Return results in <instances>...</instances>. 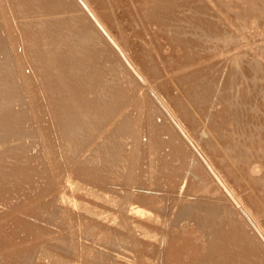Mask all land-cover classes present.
<instances>
[{
  "label": "rangeland",
  "instance_id": "obj_1",
  "mask_svg": "<svg viewBox=\"0 0 264 264\" xmlns=\"http://www.w3.org/2000/svg\"><path fill=\"white\" fill-rule=\"evenodd\" d=\"M2 1L0 264H247L249 257L243 256L244 235L239 233L238 225L232 227L234 222L228 221L231 217L228 211L238 207L237 219L242 214L247 217L252 232L254 226L257 227L255 220L264 218V208L260 207H264V71H261L264 70V0H144L146 9L141 5L143 0H91L90 6L96 5L93 7L100 18L103 13L102 21L106 16V22H103L110 31L113 30L120 45L125 44L122 48L126 56L135 67L139 66L134 69L146 78L140 75L141 82L134 79L106 43L83 49L76 46L71 53L64 40L44 43L45 38L42 43L38 35L44 37L48 29L38 27L35 34L39 40L31 42L26 36L35 27L31 18L36 15L39 19L49 18L57 13L50 9L48 16L47 9L40 8L23 13V16L22 12L17 13L12 8L9 0H4L6 5ZM153 9H163V13H155ZM59 10L61 14H69ZM74 14L82 13L76 10ZM22 18H28L30 23ZM143 18H148L149 22ZM37 21L33 20V23ZM44 48L54 52L45 55L41 51ZM97 56L101 58L98 60ZM142 56L146 59H141ZM200 71L203 73L199 74ZM191 72L194 75L189 76ZM179 74L184 78L178 77ZM187 78H194V82L189 79L192 83L198 82L190 84ZM180 79H183V85L178 81ZM186 85L192 90L189 91ZM191 86L199 92L195 94ZM149 87L155 90L151 91ZM187 91L192 98L187 96ZM98 95L107 101L102 103L103 99ZM226 98L231 107L226 104ZM228 136L234 138L228 140ZM241 147L244 152L240 151ZM247 147H251L250 150ZM223 156H227V160ZM224 166L232 167L233 171L226 168L222 171ZM259 170H263L261 174ZM226 179L229 182L224 181ZM249 186L252 189L247 188ZM231 192H235L234 195ZM136 207L141 212H133ZM238 235L242 239H237ZM237 242L240 248L231 245ZM249 243L253 256L260 260L253 262L264 264L262 247H257L253 241Z\"/></svg>",
  "mask_w": 264,
  "mask_h": 264
},
{
  "label": "bare ground",
  "instance_id": "obj_2",
  "mask_svg": "<svg viewBox=\"0 0 264 264\" xmlns=\"http://www.w3.org/2000/svg\"><path fill=\"white\" fill-rule=\"evenodd\" d=\"M4 1V0H3ZM2 1V2H3ZM7 1V0H6ZM10 1V3L13 5L12 6V8L14 7L15 8V10H16V12L17 13H20V12H22V15H23V13H26V12H31V11H33V10H40V8L41 9H44V8H46L47 9V11L48 10H50V9H54L53 11H55V12H52V13H60V15L58 14V16H56V15H54V17L52 16L53 14H51V11H50V13H49V11L47 12V13H49V14H47V13H45L44 15H50L51 17H46V18H42V19H39L40 18V16L37 18V15H36V18H33L32 16L34 15H32L31 17V19H33V20H35V21H37L36 19H39L36 23H33V20H32V23L31 24H33L35 27L34 28H32V29H30L28 32H29V34H26V36H28L29 37V39H30V41L31 42H35V41H37V40H39L38 38L40 37V38H42V43H43V40H45V38H46V40H45V42L44 43H46V42H49V40H54L55 42L56 41H61V40H64L63 42H64V45L66 46V47H69V52H71L72 53V49L73 48H76V46H80V48L81 49H83V48H89V46H100V45H102L103 43H106V44H108V46L112 49V51L115 53V54H117L118 56H119V58L121 59V61H122V64H123V66H125L128 70H129V73L134 77V79H136V80H138V82H141V80H142V78H141V76L140 75H138L139 73L137 72L138 70H135L136 68L138 69V67H135V64H133L134 62H132L131 60H130V58L128 57V55L126 56V53L124 52L125 50L123 49L124 47L123 46H125V42H123V46H121L120 45V43H119V40L114 36V34L112 33L113 32V30L112 31H110L111 29H108V27L104 24V22H106L105 21V19H107L106 18V16H105V19L102 21V15H103V13H102V15H100L101 16V18L99 17V15H98V13H97V11H96V9L93 7V6H96V5H92V6H90V1L91 0H89L88 2H87V0H9ZM136 1V0H135ZM139 1V0H138ZM142 1V0H141ZM140 1V2H141ZM153 1V0H152ZM165 1V0H164ZM192 1H194V0H192ZM209 1V0H208ZM252 1H255V0H252ZM251 1V2H252ZM1 2V3H2ZM8 2V1H7ZM6 2V3H7ZM91 2H94V0H92ZM99 2V1H98ZM143 2H144V0L142 1V3H141V5H143ZM147 2V1H146ZM149 2H151V1H149ZM149 2H147V3H149ZM156 1H154V3H155ZM162 2V1H161ZM182 2V1H181ZM225 2V1H224ZM229 1H227L226 3H228ZM235 2V1H234ZM250 2V3H251ZM4 4H5V1L3 2ZM97 3V2H96ZM102 3V2H101ZM193 3V2H192ZM226 3H224V6H225V4ZM254 3V2H253ZM252 3V4H253ZM92 4V3H91ZM94 4V3H93ZM100 4V3H99ZM99 4H97V5H99ZM136 4V3H135ZM153 4V3H152ZM157 4H159V3H157ZM162 4V3H161ZM160 4V5H161ZM176 4V3H175ZM184 4V3H183ZM182 4V5H183ZM191 4V3H190ZM197 4V3H196ZM2 5V4H1ZM6 5V4H5ZM132 5V4H131ZM136 5H138V4H136ZM146 5V4H145ZM145 5H143L144 7H145ZM187 5H189V4H187ZM206 5V4H205ZM234 5V4H233ZM7 6H9V5H7ZM140 6V5H139ZM149 6V5H148ZM157 6V5H156ZM168 6V5H167ZM172 6V5H171ZM190 6V5H189ZM227 6V8H228V5H226ZM5 7V6H4ZM95 9H93V8ZM143 7V8H144ZM159 7V6H158ZM169 7V6H168ZM176 7H177V5H176ZM176 7H174V8H176ZM192 7V6H191ZM206 7V6H205ZM209 7H210V5H209ZM241 7V6H240ZM263 7V6H262ZM0 8H1V6H0ZM3 8V7H2ZM147 8V6L145 7V9ZM198 8V7H197ZM204 8V7H203ZM202 7H201V9H203ZM208 8V7H207ZM242 8V7H241ZM6 9V8H5ZM9 9H11V8H9ZM8 9V10H9ZM59 9H61V10H63V11H66V12H68L69 14H66V15H64V13L62 12V14H61V11L59 10ZM132 9H133V7H132ZM139 9V8H138ZM141 9V8H140ZM152 9V8H151ZM155 9H157V8H155ZM169 9H171V8H169ZM186 9V8H185ZM192 9V8H191ZM195 9H196V7H195ZM240 9V8H239ZM264 8H262V10H263ZM12 10V9H11ZM10 10V11H11ZM14 10V9H13ZM14 10V11H15ZM60 11V12H58V11ZM80 11L82 14H74V11ZM106 10V9H105ZM160 10V9H159ZM164 10H166V8L164 9ZM173 10V9H172ZM241 10V9H240ZM14 11H12L13 12V14L15 13ZM57 11V12H56ZM96 11V12H95ZM98 11H101V10H98ZM139 11V10H138ZM141 11H142V9H141ZM149 11H150V9H149ZM153 11H154V9H153ZM152 11V12H153ZM158 11V10H157ZM157 11H154L155 13L157 12ZM161 11V10H160ZM160 11H158L157 13L158 14H161V13H163L162 11H163V9H162V11L160 12ZM177 11H179V9L177 10ZM176 11V12H177ZM184 11V10H183ZM193 11H196V10H193ZM205 11V10H204ZM212 11V10H211ZM211 11H210V13H211ZM232 11H233V9H232ZM246 11V10H245ZM35 12V11H34ZM45 12V11H44ZM106 12V11H105ZM151 12V11H150ZM153 12V13H154ZM165 12V11H164ZM167 12V11H166ZM175 12V11H174ZM197 12V11H196ZM200 12H201V10H200ZM207 12H209V10L207 11ZM235 12H236V10H235ZM243 12H244V10H243ZM4 13V12H3ZM36 13V12H35ZM38 13H39V11H38ZM42 13H43V11H42ZM138 13V12H137ZM143 13V12H142ZM145 13V12H144ZM149 12H147L146 13V16H148L147 14H148ZM153 13H151V17H153ZM170 13H173V12H170ZM186 13H187V11H186ZM189 13H192V12H189ZM195 13V12H194ZM202 13V12H201ZM213 13H215V11L213 12ZM234 13V12H233ZM5 14V13H4ZM40 14H41V12H40ZM101 14V13H100ZM168 14V13H167ZM176 14V13H175ZM175 14H174V16H175ZM196 14V13H195ZM194 14V15H195ZM228 13L226 12V15H227ZM262 14H264V13H262ZM19 15V14H18ZM26 15V14H25ZM39 15V14H38ZM42 15V14H41ZM46 15V16H47ZM144 15V14H143ZM156 15V14H155ZM163 15V14H162ZM164 15H165V13H164ZM169 15V14H168ZM179 15V14H178ZM177 15V16H178ZM180 15H182V14H180ZM187 15V14H186ZM194 15H193V17H194ZM206 15V14H205ZM225 15V16H226ZM240 15V14H239ZM243 15V14H242ZM11 16V15H10ZM15 16V15H14ZM16 16H17V14H16ZM21 16V15H20ZM19 16V17H20ZM24 16V15H23ZM22 16V17H23ZM76 16H79V19L78 18H76ZM104 16V15H103ZM109 16V15H108ZM141 16H142V14H141ZM171 18H172V15H169ZM168 16V17H169ZM192 16V15H191ZM197 16H198V14H197ZM236 16V15H235ZM6 17V16H5ZM30 17V16H29ZM136 17V16H135ZM138 17V16H137ZM167 17V16H166ZM166 17H164L162 20H164ZM184 17V16H183ZM187 17V16H186ZM192 17V18H193ZM215 17V16H214ZM213 17V18H214ZM217 17V16H216ZM237 17H238V15H237ZM247 17V16H246ZM261 17V16H260ZM7 18V17H6ZM9 18H11V17H9ZM25 18H26V16H25ZM157 17H155L154 19H156ZM160 18V17H159ZM170 18V19H171ZM177 19H178V17H176ZM181 18V17H180ZM203 18V17H202ZM205 18V17H204ZM208 17H206V19H207ZM212 18V17H211ZM239 18V17H238ZM241 18V17H240ZM245 18V17H244ZM0 19H1V17H0ZM17 19V18H16ZM19 19V18H18ZM148 18H143V20H147ZM150 19V18H149ZM154 19H152V20H154ZM191 19V18H190ZM189 19V20H190ZM210 19V18H209ZM208 19V20H209ZM223 19V18H222ZM237 19V18H236ZM242 19V18H241ZM240 19V20H241ZM21 20H27V21H24V22H29L28 21V18L27 19H21ZM21 20H20V22H21ZM151 20V21H152ZM156 20H158V19H156ZM155 20V21H156ZM159 20H161V18L159 19ZM188 20V19H187ZM187 20H185V21H187ZM196 20H198V19H196ZM14 21H15V18H14ZM31 21V20H30ZM150 21V22H151ZM179 21H181V20H179ZM184 21V22H185ZM191 21V20H190ZM189 21V22H190ZM193 21V20H192ZM202 21V20H201ZM221 21V20H220ZM0 22H1V20H0ZM24 22H22V23H24ZM107 22H108V20H107ZM146 22H149L148 20L146 21ZM146 22H144L145 24H146ZM157 22V21H156ZM155 22V23H156ZM168 22V21H167ZM170 22V21H169ZM175 22V21H174ZM216 22V21H215ZM219 22V21H218ZM30 23V22H29ZM28 23V24H29ZM173 23V22H172ZM182 23V22H181ZM186 23V22H185ZM191 23V22H190ZM193 23V22H192ZM204 23H206L205 21H204ZM232 23V22H231ZM238 23V22H237ZM240 23V22H239ZM18 24V23H17ZM168 24V23H167ZM177 24H179V22L177 23ZM187 24H188V21H187ZM186 24V25H187ZM222 23H220V25H221ZM245 24V23H244ZM6 25V24H5ZM10 25H11V23H10ZM25 25V24H24ZM110 26H111V24H109ZM134 25V24H133ZM160 25V24H159ZM171 25V24H170ZM169 25V26H170ZM185 25V24H184ZM185 25V26H186ZM195 25V24H194ZM207 25H208V23H207ZM219 25V26H220ZM225 25V24H224ZM3 26V25H2ZM2 26H0V28L2 27ZM12 26V25H11ZM15 26V25H14ZM21 26V25H20ZM29 26V25H28ZM136 26V25H135ZM151 26V25H150ZM173 26V25H172ZM171 26V28H174V27H172ZM192 26V25H191ZM216 26V25H215ZM246 26V25H245ZM245 26H243V27H245ZM249 26V25H248ZM7 27V26H6ZM6 27H4V28H6ZM27 27V26H26ZM30 28H31V26H29ZM33 27V26H32ZM36 27H38L39 29H41V28H47L48 29V33L44 36V37H42L41 35H38V38H37V36H36V34H35V28ZM112 27V26H111ZM148 27V26H147ZM199 27V26H198ZM209 27V26H208ZM227 27V26H226ZM8 28V27H7ZM6 28V29H7ZM28 28V27H27ZM146 28V27H145ZM153 28V27H152ZM168 28V27H167ZM170 28V29H171ZM178 28H180V26L178 27ZM186 28V27H185ZM192 28V27H191ZM190 28V29H191ZM242 28V27H241ZM250 28V27H249ZM248 28V29H249ZM194 29H195V26H194ZM198 29H200V28H198ZM202 29V28H201ZM208 29V28H207ZM214 29V28H213ZM216 29V28H215ZM214 29V30H215ZM220 29V28H219ZM225 29V28H224ZM229 29V28H228ZM237 29V28H236ZM246 29V28H245ZM245 29H244V31H245ZM5 30V29H4ZM3 30V31H4ZM27 30V29H26ZM147 30V29H146ZM179 30V29H178ZM187 30H188V27H187ZM217 30V29H216ZM233 30H235V29H233ZM239 30V29H238ZM153 31V30H152ZM175 31V30H174ZM190 31H192V30H190ZM201 31V30H200ZM199 31V32H200ZM212 31V30H211ZM219 31V30H218ZM231 31V30H230ZM229 31V32H230ZM246 31H247V29H246ZM27 32V31H26ZM27 32V33H28ZM166 32H168V31H166ZM165 32V33H166ZM181 32V31H180ZM193 32V31H192ZM208 32H209V30H208ZM224 32V31H223ZM5 33V32H4ZM152 33V32H151ZM155 33V32H154ZM157 33V32H156ZM172 33V32H171ZM177 33V32H176ZM182 33V32H181ZM202 33V32H201ZM216 33V32H215ZM225 33V32H224ZM227 33V32H226ZM233 33V32H232ZM240 33V32H239ZM246 33V32H245ZM252 33V32H251ZM175 34V33H174ZM206 33L204 32V34H203V36L205 35ZM209 34V33H208ZM214 34V33H213ZM166 35V34H165ZM178 35L180 36V34L178 33ZM210 35H211V33H210ZM220 35V34H219ZM223 35V34H222ZM221 35V36H222ZM227 35V34H226ZM246 35V34H245ZM2 36H3V34H2V31L0 32V39L2 38ZM154 36V35H153ZM156 36V35H155ZM169 36H170V33H169ZM188 36V35H187ZM191 36V35H190ZM195 36H196V34H195ZM197 36H200V35H197ZM203 36H201L200 37V40H202L201 38L203 37ZM209 36V35H208ZM207 36V37H208ZM233 36V35H232ZM248 36V35H247ZM250 36H252V35H250ZM211 37V36H210ZM214 37V36H213ZM217 37V36H216ZM219 37V36H218ZM153 38V37H152ZM176 38V37H175ZM185 38V37H184ZM190 38V37H189ZM205 38V37H204ZM221 38V37H220ZM233 38V37H232ZM236 38V37H235ZM144 39V38H143ZM156 40H158L157 38H155ZM180 39V38H179ZM182 39V38H181ZM192 39V38H191ZM194 39V38H193ZM192 39V40H193ZM206 39V38H205ZM215 39H217V38H215ZM260 40H261V38H259ZM199 40V39H198ZM207 40V39H206ZM209 40V39H208ZM213 40V39H212ZM147 41V40H146ZM179 41V40H178ZM183 43H184V41L183 40H181ZM188 41V40H187ZM228 41V40H227ZM229 41H230V39H229ZM253 41V40H252ZM143 42V41H142ZM175 42H176V40H175ZM181 42V43H182ZM209 42V41H208ZM249 42V41H248ZM257 42V41H256ZM145 43V42H144ZM185 43H187V42H185ZM188 43H190V40H189V42ZM198 43V42H197ZM211 43H213V42H211ZM210 43V44H211ZM41 44V43H40ZM40 44H39V46H40ZM178 44V43H177ZM191 44V43H190ZM202 44V43H201ZM200 44V45H201ZM205 44V43H204ZM254 44V43H253ZM258 44V43H257ZM184 45V44H183ZM195 45V44H194ZM199 45V43L196 45V46H198ZM209 45V44H208ZM144 46V45H143ZM146 46V45H145ZM144 46V47H145ZM178 46H179V44H178ZM214 46V45H213ZM253 46V45H252ZM251 46V48H253ZM123 47V48H122ZM126 47V46H125ZM158 47V46H157ZM202 47V46H201ZM258 47H259V45H258ZM261 47V46H260ZM264 47V46H263ZM131 48V47H130ZM189 48V47H188ZM192 48H194V47H192ZM255 48H257V47H254V49ZM78 49V48H77ZM77 49H74L75 50V52H76V50ZM81 49H79V51H81ZM145 49V48H144ZM186 49V48H185ZM184 49V50H185ZM190 49V48H189ZM196 49V48H195ZM246 49V48H245ZM264 49V48H263ZM202 50V49H201ZM204 50V49H203ZM210 50V49H209ZM258 50V49H257ZM260 50V49H259ZM258 50V51H259ZM39 51V50H38ZM41 51L45 54V55H51L54 51L52 50V49H46V48H44V49H41ZM131 52H132V50H130ZM143 51V50H142ZM189 51H191V50H189ZM251 51H252V49H251ZM40 52V51H39ZM39 52H38V54H39ZM41 52V53H42ZM149 52V51H148ZM147 52V53H148ZM195 52V51H194ZM247 52V51H246ZM245 52V53H246ZM42 53V54H43ZM77 53H79L78 51H77ZM145 52H143V54H144ZM260 53V52H259ZM146 54V53H145ZM237 54V53H236ZM250 54V53H249ZM253 54V53H252ZM264 54V53H263ZM75 55V54H74ZM133 55V54H132ZM197 55V54H196ZM244 55V54H243ZM42 56H44V55H41V57ZM238 56V55H237ZM143 57V56H142ZM145 57H148V55L147 56H145ZM145 57H143V58H141V59H144ZM152 57V56H151ZM150 57V58H151ZM195 57V56H194ZM198 57V56H197ZM245 57V56H244ZM101 58V56H97V59L99 60ZM250 58V57H249ZM249 58H248V60H249ZM255 58V57H254ZM146 59V58H145ZM152 59V58H151ZM192 59V58H191ZM236 59H237V57H236ZM239 59V58H238ZM246 59H247V56H246ZM251 59V58H250ZM255 60V59H254ZM143 61V60H142ZM145 61V60H144ZM148 61V60H147ZM147 61H146V63H147ZM197 61V60H196ZM199 62V61H198ZM234 62V61H233ZM237 62H239V60H237ZM243 62V61H242ZM248 62V61H247ZM131 63V64H130ZM144 63V62H143ZM145 63V64H146ZM148 63H149V61H148ZM253 63H255L256 64V61L254 62L253 61ZM137 64V63H136ZM150 64V63H149ZM190 64V63H189ZM192 64V63H191ZM238 64V63H237ZM241 64V63H240ZM252 64V63H251ZM251 64H249L250 65V67L252 66ZM254 64V65H255ZM260 64V63H259ZM258 64V65H259ZM99 65V62L96 64V66H98ZM133 65V66H132ZM138 65V64H137ZM136 65V66H137ZM156 65V64H155ZM184 65V64H183ZM182 65V66H183ZM239 65V64H238ZM261 65V64H260ZM147 67H148V65H146ZM157 66V65H156ZM155 66V67H156ZM175 66V65H174ZM211 66H212V64H211ZM242 66V65H241ZM244 66H246V65H244ZM150 67V66H149ZM177 67V66H176ZM181 67V66H180ZM186 67V66H185ZM199 67V66H198ZM202 67V66H201ZM200 67V68H201ZM204 67V66H203ZM207 67V66H206ZM234 67V66H233ZM254 67V66H253ZM256 67V66H255ZM135 68V69H134ZM182 68V67H181ZM183 68H184V66H183ZM182 68V69H183ZM192 68V67H191ZM197 68V67H196ZM235 68V67H234ZM236 68H238L237 66H236ZM249 68V67H248ZM252 68V67H251ZM177 69V68H176ZM178 69H179V67H178ZM177 69V70H178ZM206 69V68H205ZM214 68H212V70H213ZM219 69V68H218ZM257 69H259V67L257 68ZM261 69V68H260ZM149 70H152L151 68L149 69ZM154 70H155V68H154ZM159 70V69H158ZM191 70V69H190ZM189 70V71H190ZM192 70H194V69H192ZM207 70H208V68H207ZM216 70H217V67H216ZM236 70V69H235ZM243 70V69H242ZM246 70V69H245ZM251 70V69H250ZM153 71V70H152ZM151 71V72H152ZM182 71V70H181ZM197 71H199V70H197ZM210 71V70H209ZM233 71H234V69H233ZM258 71V70H257ZM261 71H262V73H263V71L264 70H262L261 69ZM155 72V71H154ZM160 72V71H159ZM180 72V71H179ZM194 72H195V70H194ZM202 71H200L199 72V74L201 73ZM208 72V71H207ZM239 72H241V71H239ZM259 72V71H258ZM149 73V72H148ZM173 73V72H172ZM192 73L193 72H191V74L189 75V76H191L192 75ZM198 73V72H197ZM203 73V72H202ZM209 73V72H208ZM235 73V72H234ZM249 73V72H248ZM247 73V74H248ZM152 74V73H151ZM177 74V73H176ZM236 74H238V71H237V73ZM241 74H242V72H241ZM155 75V74H154ZM154 75H151V77L152 76H154ZM173 75H175V74H173ZM187 74H184V76H186ZM193 75H194V73H193ZM243 75H244V73H243ZM261 75V74H260ZM176 76V75H175ZM181 76H183V74L181 75ZM180 76V74L178 75V77H181ZM195 76H196V74H195ZM195 76H194V78H195ZM203 76H204V74H203ZM218 76V75H217ZM232 76V75H231ZM238 76V75H237ZM143 77V76H142ZM193 77V76H192ZM201 77V76H200ZM200 77H198L199 79H200ZM218 77H220V76H218ZM229 77V76H228ZM235 77V76H234ZM144 78V77H143ZM181 78H184V77H181ZM186 78V77H185ZM190 79V81L192 80H195V79ZM203 78H206V77H203ZM209 78V77H208ZM211 78V77H210ZM213 78V77H212ZM211 78V79H212ZM232 78V77H231ZM243 78V77H242ZM263 78V77H262ZM144 79H146V78H144ZM188 79V78H187ZM189 79H188V81H189ZM197 79V78H196ZM235 79V78H234ZM183 79H180V80H178V81H181L182 82V85H183V81H182ZM240 80V79H239ZM242 80V79H241ZM150 81V80H149ZM173 81V83H174V80H172ZM188 81H186V83H187V85H188ZM189 81V82H190ZM201 81V80H200ZM210 81V80H209ZM214 81V80H213ZM230 81V80H229ZM235 81V80H234ZM145 82V81H144ZM147 82V81H146ZM194 82V81H193ZM197 82H198V80H197ZM197 82H195L196 84H197ZM211 82V81H210ZM238 82V81H237ZM150 83V85H152L151 83H152V81H150L149 82ZM195 83H192V82H190V84H195ZM239 83V82H238ZM146 85H148L147 83H145ZM175 84H176V82H175ZM177 84H180V83H177ZM190 84L188 85V86H190ZM145 85V88L147 87ZM149 85V86H150ZM182 85H180L182 88H185V87H183ZM184 85H185V80H184ZM186 85V86H187ZM198 85H199V83H198ZM252 85V84H251ZM186 87V88H188V90H189V87ZM194 86V85H193ZM195 86H197V85H195ZM205 86V85H204ZM214 86V85H213ZM239 86V85H238ZM262 86V85H261ZM153 87V86H152ZM192 87V86H191ZM264 87V86H263ZM141 88H142V86H141ZM148 88V87H147ZM178 88V87H177ZM193 89H194V87H192ZM196 88V87H195ZM211 88H214V87H211ZM240 88V87H239ZM149 89H151L150 87H149ZM181 89V88H180ZM210 89V88H209ZM216 89V88H215ZM254 89V88H253ZM154 90H155V88H154ZM153 89H151V91H154ZM179 90V89H178ZM185 90H187V89H185ZM184 90V91H185ZM192 90V89H191ZM191 90H189V91H191ZM195 90V89H194ZM241 90H242V88H241ZM140 91V90H139ZM145 91H147V93H149V90L147 89H145ZM189 91H187L188 92V94H187V96L189 95V94H191V93H189ZM196 92H195V94L197 93V92H199L197 89L195 90ZM205 91V90H204ZM203 91V92H204ZM211 91V90H210ZM215 91V90H214ZM213 91V92H214ZM217 91H218V88H217ZM255 91V90H254ZM259 91V90H258ZM183 92V91H182ZM193 92V91H192ZM216 92V91H215ZM252 92H253V90H252ZM116 93H118V90L116 91ZM152 93H154V92H152ZM201 93H202V91H201ZM241 93V92H240ZM256 93V92H255ZM264 93V92H263ZM150 94V93H149ZM194 95V94H193ZM206 95V94H205ZM212 96H213V94H211ZM260 95V94H259ZM226 96V95H225ZM228 96V95H227ZM257 96V95H256ZM98 97L100 98V99H103V97L102 96H99L98 95ZM153 97V96H152ZM188 97H190V96H188ZM193 97V96H192ZM192 97H190V98H192ZM203 97V96H202ZM201 97V98H202ZM216 97V95L214 96V98ZM230 97V99L229 100H231V96H229ZM229 97H227V98H229ZM234 97V96H233ZM253 97V96H252ZM154 98V97H153ZM157 98V97H156ZM198 98V97H197ZM226 98V99H227ZM255 98V97H254ZM254 98H253V100H254ZM194 99H195V97H194ZM213 99V98H212ZM234 99V98H233ZM247 99V98H246ZM249 99L250 98H248V101H247V103L249 102ZM203 100V99H202ZM228 99L226 100V104L228 103V101H229ZM237 100V99H236ZM251 100V99H250ZM107 101V99H103L102 100V103L104 102H106ZM156 101V100H155ZM197 101V100H196ZM208 101V100H207ZM233 101V100H232ZM231 101V102H232ZM235 101V100H234ZM233 101V102H234ZM257 101V100H256ZM230 102V101H229ZM109 103V102H108ZM199 103H200V101H199ZM207 103V102H206ZM213 103V102H212ZM252 103H253V101H252ZM251 103V105H253ZM259 103V102H258ZM262 103V102H261ZM110 104V103H109ZM193 104H195V103H193ZM197 104V103H196ZM204 104V103H203ZM249 104H250V102H249ZM205 105H207V104H205ZM228 106H230L231 107V103H230V105L229 104H227ZM232 105H235V104H232ZM237 106L236 107H239V105L238 104H236ZM255 105V104H254ZM253 105V106H254ZM104 106V105H103ZM102 106V107H103ZM117 106V105H116ZM164 106V105H163ZM262 106V105H261ZM263 106H264V104H263ZM101 107V108H102ZM110 107H111V105H110ZM161 107V106H160ZM199 107V106H198ZM203 107H204V105H203ZM235 107V106H234ZM255 107V106H254ZM259 107V106H258ZM106 108V107H105ZM112 108V107H111ZM118 108V107H117ZM200 108H202V107H200ZM250 108V107H249ZM232 109V108H231ZM238 109V108H237ZM258 109V108H257ZM259 109H260V107H259ZM108 110H110V109H108ZM112 110V109H111ZM198 110V109H197ZM206 110V109H205ZM205 110L203 111L204 112V115H206L205 114ZM250 110H251V108H250ZM264 110V109H263ZM248 111V110H247ZM258 111V110H257ZM256 111V112H257ZM260 111V110H259ZM262 111V110H261ZM201 112V111H200ZM235 112V111H234ZM238 112V111H237ZM236 112V113H237ZM240 112H242V111H240ZM210 113V112H209ZM251 113V112H250ZM262 113V112H261ZM212 114V113H211ZM242 114V113H241ZM118 115V114H117ZM233 115V114H232ZM240 115V114H239ZM245 115H247V114H245ZM244 115V116H245ZM249 115V114H248ZM234 117L235 116H237V115H233ZM241 116V115H240ZM243 116V117H244ZM256 116V115H255ZM264 116V115H263ZM111 118L113 117V116H110ZM203 117V116H202ZM252 117V116H251ZM237 118V117H236ZM244 119V118H243ZM246 119V118H245ZM234 120H235V118H234ZM256 120H258V119H256ZM214 121V120H213ZM250 121V120H249ZM259 121V120H258ZM202 122H203V120H202ZM221 122V121H220ZM204 123V122H203ZM248 123V122H247ZM257 123V122H256ZM112 124V123H111ZM217 124V123H216ZM261 124V123H260ZM116 125V124H115ZM214 125V124H213ZM242 125V124H241ZM248 125V124H247ZM246 125V126H247ZM259 125V124H258ZM262 125V124H261ZM237 126V125H236ZM240 126V124L238 125V127ZM243 126V125H242ZM241 126V127H242ZM260 126V125H259ZM258 126V127H259ZM264 126V125H263ZM116 127V126H115ZM208 127V126H207ZM212 127H214V126H212ZM217 127V126H216ZM224 127V126H223ZM222 127V128H223ZM261 127V126H260ZM109 128V127H108ZM209 128V127H208ZM215 128V127H214ZM243 128V127H242ZM247 128V127H246ZM250 128V127H249ZM249 128H247V129H249ZM256 128V127H255ZM206 129V128H205ZM260 129V128H259ZM106 130V129H105ZM204 130V129H203ZM217 130H218V128H217ZM238 130V129H237ZM241 130V129H240ZM239 130V131H240ZM263 130V129H262ZM108 131H112V130H108ZM200 131V130H199ZM215 131V130H214ZM256 131V130H255ZM103 132V131H102ZM203 132V131H202ZM221 132V131H220ZM231 132H232V130H231ZM234 132V131H233ZM241 132V131H240ZM244 132V131H243ZM243 132H241V133H243ZM252 132H254V131H252ZM102 134V133H101ZM232 134V133H231ZM234 134V133H233ZM236 134H237V132H236ZM240 134V133H239ZM244 134H245V132H244ZM255 134V133H254ZM259 134V133H258ZM263 134H264V132H263ZM242 135V134H241ZM209 136V135H208ZM230 136V135H229ZM228 136V140H229V138H234V136H231V137H229ZM243 136V135H242ZM254 136V135H253ZM240 137V136H239ZM199 138V137H198ZM237 138V137H236ZM248 138H250L251 139V137H248ZM258 138V137H257ZM199 140V139H198ZM241 140V139H240ZM240 140L238 141V142H240ZM254 140V139H253ZM252 140V141H253ZM264 140V139H263ZM235 141V140H234ZM233 141V142H234ZM192 142H194V141H192ZM204 142H205V140H204ZM233 142H230V143H232L233 144ZM244 142V141H243ZM261 142H262V140H261ZM260 142V143H261ZM203 143V142H202ZM202 143H200L201 145H202ZM209 143H212V142H209ZM224 143H227L226 141L224 142ZM246 143V142H245ZM219 144H220V142H219ZM235 144H237L236 142H235ZM241 144V143H240ZM258 144V143H257ZM99 145V144H98ZM195 145H196V143H195ZM210 144H208L207 146H209ZM227 145V144H226ZM229 145V144H228ZM244 146V144H241L240 146ZM250 145H251V143H250ZM190 146V145H189ZM204 146H206L205 145V143H204ZM213 146V145H212ZM217 146H218V144H217ZM238 146V148H239V145H237ZM246 146V145H245ZM264 146V145H263ZM197 147H198V145H197ZM221 147V146H220ZM224 147H226V146H224ZM233 147V146H232ZM236 147V146H235ZM258 147V146H257ZM195 148V147H194ZM202 148V147H201ZM205 148V147H204ZM209 148H212L213 149V147H209ZM216 148V147H215ZM230 148H231V144H230ZM248 148V147H247ZM250 148L251 147H249L248 149L250 150ZM259 148V147H258ZM197 149V148H196ZM208 149V148H207ZM218 149V148H217ZM220 149V148H219ZM225 149H227V147L225 148ZM236 149V148H235ZM241 149H242V147L240 148V151H241ZM248 149H246L247 151H248ZM259 149H261V147L259 148ZM198 150V149H197ZM204 150V149H203ZM230 150H232L233 151V148L232 149H230ZM243 150V149H242ZM253 150H254V148H253ZM199 151V150H198ZM209 151H211V150H209ZM215 152H216V150H214ZM223 151V150H222ZM225 151H227V150H225ZM236 151V150H235ZM237 151H238V149H237ZM240 151H238L239 152V154L241 153ZM258 151H260V150H258ZM257 151V152H258ZM205 152H206V150H205ZM212 152V151H211ZM243 152H244V150H243ZM251 152V151H250ZM261 152V151H260ZM262 152H264V150L262 151ZM213 153V152H212ZM225 153V152H224ZM224 153H222L223 155H224ZM232 153V152H231ZM237 153V152H236ZM235 153V154H236ZM217 154H218V152H217ZM216 154V155H217ZM226 154V153H225ZM238 154V155H239ZM248 154V153H247ZM252 154H254V153H252ZM256 154V153H255ZM212 155V154H211ZM213 155H215V153L213 154ZM219 155H220V152H219ZM229 155V154H228ZM261 155H263V154H261ZM236 156H237V154H236ZM241 156V155H240ZM251 156V155H250ZM205 158H207V156H204ZM215 157V156H214ZM218 157V156H217ZM224 157H226V160H227V156H223L222 158H224ZM234 157V156H233ZM246 157V156H245ZM252 157H254V156H252ZM263 157H264V155H263ZM222 158H220V159H222ZM247 158H250L249 156L247 157ZM247 158L245 159V160H247ZM209 159H210V162H212L211 161V158L209 157ZM209 159H207L206 161H209ZM218 159V158H217ZM229 159V158H228ZM242 159H244V157L242 158ZM262 159V158H261ZM202 160V159H201ZM232 160V159H231ZM235 159H233L232 161H234ZM236 160H237V158H236ZM238 160H239V158H238ZM237 160V161H238ZM259 160V159H258ZM257 160V161H258ZM264 160V159H263ZM262 160V161H263ZM222 161V160H221ZM202 162H203V160H202ZM223 162H224V159H223ZM239 162V161H238ZM245 162V161H244ZM252 162H253V160H252ZM204 163V162H203ZM230 163V162H229ZM234 163V162H233ZM247 163V162H246ZM260 163H261V161H260ZM213 164V163H212ZM212 164H210V165H212ZM216 165H217V163H215ZM219 164V163H218ZM237 164V163H236ZM241 164H243V163H241ZM263 164V163H262ZM204 165V167H205V164H203ZM221 165H223V164H221ZM226 165H227V163H226ZM225 165V166H226ZM255 165H257V164H255ZM254 165V166H255ZM214 166V165H213ZM212 166V167H213ZM223 167V169H222V171L223 170H228V169H230L231 171H233L232 170V167L230 168V166L227 168V167ZM247 166V165H246ZM264 166V165H263ZM211 167V168H212ZM217 167V166H216ZM219 167V166H218ZM237 167V166H236ZM206 168V167H205ZM209 168V167H208ZM207 168V169H208ZM220 168H222V167H220ZM226 168V169H225ZM239 168V167H238ZM243 168V167H242ZM245 168V167H244ZM247 169V168H246ZM213 170V169H212ZM214 170H215V168H214ZM217 171H220V169H216ZM236 171V170H235ZM238 171V170H237ZM249 171V170H248ZM263 171V170H262ZM262 171H260L259 170V173L261 174L262 173ZM243 172V171H242ZM242 172H241V174H242ZM247 172V171H246ZM213 173V172H212ZM220 173H221V171H220ZM227 173V172H226ZM233 173V172H232ZM238 173V172H237ZM244 173V172H243ZM249 173V172H248ZM247 173V174H248ZM210 174V173H209ZM215 174H216V172H215ZM222 174V173H221ZM235 175H236V172L234 173ZM187 175V174H186ZM220 174L218 173V176H219ZM223 175V174H222ZM225 175V174H224ZM223 175V176H224ZM227 175H228V173H227ZM229 175L231 176V174L229 173ZM233 175V174H232ZM210 176H211V174H210ZM229 176V177H230ZM234 176V175H233ZM241 176V175H240ZM260 176V175H259ZM185 177V176H184ZM212 177V176H211ZM215 176H213V179H214V181L216 180L215 178H214ZM235 177V176H234ZM239 177V176H238ZM237 177V178H238ZM242 178L244 177V176H241ZM248 177H249V175H248ZM250 177H251V174H250ZM227 178H228V176H227ZM240 178V177H239ZM258 178V177H257ZM257 178H255V182L257 181ZM220 179H221V177H220ZM229 179V178H228ZM235 179H236V177H235ZM246 179H247V177H246ZM254 179V178H253ZM251 180V182L253 181L254 182V180ZM260 179V178H259ZM258 179V180H259ZM263 178H261V180H262ZM232 180V179H231ZM242 180V179H241ZM240 180V181H241ZM249 180H250V178H249ZM222 181V183H223V180H221ZM224 181H228L227 179L226 180H224ZM233 181H234V179H233ZM232 181V182H233ZM236 181V180H235ZM239 181V180H238ZM237 181V182H238ZM215 182H217V181H215ZM229 182V181H228ZM243 182V181H242ZM248 182V181H247ZM261 183H262V181H260ZM236 183V182H235ZM239 183V182H238ZM238 183H236V185L238 184ZM244 183V182H243ZM258 183V182H257ZM227 183H225V185H226ZM229 185H231L230 183H228ZM245 184H246V182H245ZM251 184V183H250ZM234 185V184H233ZM241 185H243V184H241ZM180 186V185H179ZM235 186V185H234ZM238 186H240V185H238ZM258 186V185H257ZM226 187L227 188H229L227 185H226ZM241 187V186H240ZM244 187V186H243ZM253 187H254V185H253ZM246 187H244V189H245ZM247 188H250V186L249 187H247ZM256 188V187H255ZM241 188H239V190H240ZM244 189H242V190H244ZM250 189H252V188H250ZM249 189V190H250ZM229 190H231V189H229ZM238 190V191H239ZM255 190V189H254ZM260 190V189H259ZM224 191V190H223ZM232 191V190H231ZM233 191H236V190H233ZM237 192V191H236ZM251 192H252V190H251ZM260 192H261V190H260ZM235 193V192H234ZM234 193H232L231 192V194H233L234 195ZM241 193V192H240ZM240 193H238V196H239V194ZM245 193V192H244ZM258 193V192H257ZM224 194H225V191H224ZM250 194V193H249ZM259 194V193H258ZM237 195V194H236ZM224 196H226V195H224ZM253 196V195H252ZM260 196V195H259ZM258 196V197H259ZM228 197V196H227ZM240 197H241V195H240ZM248 197V196H247ZM262 197V196H261ZM173 198V197H172ZM242 198V197H241ZM263 198H264V196H263ZM225 199H227V198H225ZM250 199H252V198H250ZM253 199H255V198H253ZM262 199V198H261ZM172 200V199H171ZM230 200V199H229ZM236 200H238L237 198H236ZM235 200V201H236ZM245 200V199H244ZM256 200V199H255ZM238 201H240V200H238ZM238 201H237V203H238ZM242 201V200H241ZM172 202V201H171ZM227 202H228V200H227ZM230 202H231V200H230ZM245 202H248V201H245ZM250 202H251V200H250ZM254 202V201H253ZM263 202V201H262ZM233 203V202H232ZM231 203V204H232ZM236 203V202H235ZM258 203H261V201L260 202H258ZM230 204V203H229ZM240 205H241V203H239ZM255 204H256V202H255ZM263 204H264V202H263ZM185 205V204H184ZM252 205V204H251ZM260 205V204H259ZM262 205V204H261ZM183 206V205H182ZM186 206V205H185ZM202 206V205H201ZM228 206H230V205H228ZM232 206V205H231ZM242 206V205H241ZM240 206V207H241ZM250 206V205H249ZM244 207H245V205H244ZM253 207V206H252ZM254 207H258V206H255L254 205ZM261 208H264L263 206H260ZM183 208V207H182ZM230 208V207H229ZM228 208V209H229ZM235 208V207H234ZM241 208H243V207H241ZM247 208V207H246ZM245 208V209H246ZM177 209V208H176ZM179 209V208H178ZM187 209V208H186ZM231 210L230 211H228V213L230 214V216L231 217H229V215L227 216V217H229V219L228 218H226V219H228V221H233L234 222V225H232V227H236V225H238V226H240V227H236L237 229L238 228H240V229H238V230H241V231H239V233L240 232H242V234L244 235V237H243V240H244V242H243V240H242V242L245 244H243L242 242H240V243H242V246L244 245L245 246V251H244V255L243 256H245V255H247L248 257H249V261L247 262V264H255L254 262H253V260H255V261H260V260H258V259H256L254 256H253V252H252V248H251V246H250V243H249V241H253L256 245H257V247H262V256L264 255V222H263V219L262 220H260L259 218H257V220H255L256 221V224H257V227H255L253 224H252V226H254V230H253V232L252 231H250L251 229L250 228H252L251 227V225H250V222H249V220H248V218L247 217H245V216H243V214L241 215V217H239L240 219H237V216H239V215H237V214H239V213H237V209H238V207H237V209L236 210H232L233 208L231 207L230 208ZM244 209V208H243ZM259 209V208H258ZM133 210V209H132ZM135 210V211H134ZM134 210H133V212H141V210H140V208H138V207H136V208H134ZM184 210H185V208H184ZM183 209H182V211H184ZM188 210V209H187ZM263 211H264V209H262ZM261 210V211H262ZM227 211V210H226ZM245 211V210H244ZM253 211H255V210H253ZM260 211V210H259ZM187 212V211H186ZM188 212H190V211H188ZM225 213H227V212H225ZM250 213V211L248 210V214ZM256 213V212H255ZM180 214H182V213H180ZM184 214H185V212H184ZM188 214V213H187ZM247 214V213H246ZM254 215V214H253ZM257 215V214H256ZM203 216V215H202ZM236 216V217H235ZM250 215H248V217H249ZM258 216H259V213H258ZM261 216V215H260ZM264 216V215H263ZM251 217H252V215H251ZM230 218H232L233 220H231ZM261 218V217H260ZM259 219V220H258ZM203 220H204V218H203ZM251 220L253 221V219L251 218ZM226 222V220L224 221V223ZM232 222V223H233ZM198 223V222H197ZM230 222H228V224H229ZM231 223V224H232ZM254 223V222H253ZM200 225L201 224H203V223H199ZM236 224V225H235ZM255 224V223H254ZM225 225H227V224H225ZM230 225V224H229ZM228 226V225H227ZM242 226V227H241ZM246 226V227H245ZM248 226V227H247ZM231 227V226H230ZM231 227V228H232ZM243 227H245V228H243ZM227 228V227H226ZM230 228V229H231ZM235 228V231L237 230ZM253 229V228H252ZM224 230V229H223ZM227 231H228V229H226ZM231 230H233V228L231 229ZM230 230V231H231ZM237 230V231H238ZM236 231V232H237ZM233 232H234V230H233ZM236 232H235V234H236ZM226 233V232H225ZM229 233V232H228ZM232 233V232H231ZM238 233V232H237ZM238 233V234H239ZM230 234V233H229ZM241 234V233H240ZM232 236H233V233H232ZM236 236V235H235ZM239 237L237 238V239H239V238H241L240 237V235H238ZM237 237V236H236ZM234 238V237H233ZM236 239V240H237ZM242 239V238H241ZM240 239V240H241ZM232 240V239H231ZM234 241H236L235 239H233ZM239 240V241H240ZM229 242V241H228ZM227 242V243H228ZM233 242V241H232ZM231 241H230V243H232ZM211 243V242H210ZM230 243H228V244H230ZM227 245V244H226ZM231 245H233V246H239V243L237 242V244H231ZM228 247V246H227ZM230 247V246H229ZM228 247V248H229ZM232 247V246H231ZM241 247V245L239 246V248ZM234 249V248H233ZM224 251V250H223ZM241 251H242V249H241ZM221 252V251H220ZM238 253V252H237ZM195 258V257H194ZM192 259H193V257H192ZM191 259V260H192ZM191 260H190V262H191ZM193 261H194V259H193ZM192 261V262H193ZM196 263V262H195ZM192 264V263H191Z\"/></svg>",
  "mask_w": 264,
  "mask_h": 264
}]
</instances>
